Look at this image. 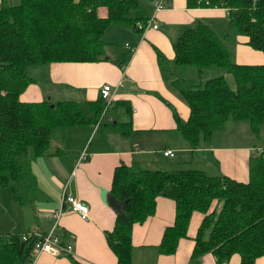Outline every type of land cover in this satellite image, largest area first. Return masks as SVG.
I'll use <instances>...</instances> for the list:
<instances>
[{
    "label": "trees",
    "instance_id": "16d2710c",
    "mask_svg": "<svg viewBox=\"0 0 264 264\" xmlns=\"http://www.w3.org/2000/svg\"><path fill=\"white\" fill-rule=\"evenodd\" d=\"M186 4L226 8L228 22L247 37L249 46L262 52L263 61L236 63L208 23L198 18L186 25L171 43L173 64H191L198 72L202 67L218 66L231 74L233 85H228L223 73L189 83L174 77L172 84L188 107L185 119L171 107L176 129L192 147L211 138L228 120L247 121L258 133L264 121V0H186ZM100 5L105 7L104 16L96 13ZM142 8L139 0L0 3V185H9L18 202L31 200L35 176L29 163L46 152L51 130L94 123L105 108L102 98L20 100L19 93L33 81L27 67L50 61L106 59L102 39L106 26L116 22L136 28V21L144 22L149 16ZM109 191L119 203L112 228L105 231L116 264H130V227L152 213L157 194L174 200L173 223L163 229L158 244L162 253L174 251L193 210L202 217L192 256L210 251L220 263L236 252L238 264H254L264 252V150L251 156L247 181L197 168L132 170L119 164ZM213 199H221L216 213L208 210ZM23 234L27 235L22 238ZM35 238L33 231L0 235V264H24Z\"/></svg>",
    "mask_w": 264,
    "mask_h": 264
},
{
    "label": "crops",
    "instance_id": "0c3cea01",
    "mask_svg": "<svg viewBox=\"0 0 264 264\" xmlns=\"http://www.w3.org/2000/svg\"><path fill=\"white\" fill-rule=\"evenodd\" d=\"M154 1L140 3L144 14H150ZM161 1L162 7L155 12L153 19L156 27L140 31L128 24L109 23L102 32L106 59L44 63L41 65L44 71L42 80L32 76L33 81L19 93L20 100H41L47 97L81 102L102 98L100 87L109 84L113 95L109 103L123 108L127 116V119H122L126 128L113 137V140H120L119 144L113 143L107 135L94 138L93 129L101 123L105 109L101 118L94 123H73L60 127L64 128L61 135L66 145L70 143L69 147L61 149L56 144L53 134L59 127L51 130L50 148L42 155L33 157L29 163L35 176V189L28 203H31L36 222L41 221V227L36 223L15 230L18 222L5 224L8 221L4 218L12 212L20 216L25 215V210L22 209L24 204L13 198L10 186L0 185L1 188H8L0 191L5 207L0 216L1 235L8 232L51 231L61 244L71 245L68 252L61 250L57 253L43 250L35 253L32 247L24 264H74V261L82 264H116V256L105 238V231L112 228L115 210L119 206L115 198L109 199L112 173L116 165L124 164L132 170L189 169L195 167L185 165L194 163V157L197 156L202 157L204 165L197 169L206 174H225L236 180L247 181L250 158L256 153L253 147L263 145L256 144L252 139L232 140L229 132H223L221 140H211L212 135L192 147L176 129L171 113L173 107L178 116L185 119L188 111L186 102L172 84V79L177 76L172 72L177 68L172 62V41L195 19H202L210 27L212 23L216 25L219 19L224 18L227 9L188 6L186 0ZM96 13L104 16L105 7L98 6ZM107 28L109 38L104 36ZM235 38L237 61H263L262 52L249 46L246 36L237 34ZM114 40L122 41V44H114ZM169 73L173 77H169ZM115 115L121 117V110H116ZM206 141L208 144H204ZM166 148H170L173 155L162 154L161 151ZM207 169L210 172L207 173ZM63 192L84 202L89 209V217L82 219L76 212L63 209L51 228V213L60 206ZM201 217L200 212L193 210L186 233L177 239L174 251L162 253L158 244L163 229L173 223L174 200L163 194L155 195L152 213L140 222H133L130 227V264H238L239 255L236 252L220 263H216L210 251L191 255L194 234ZM254 264H264V252L255 259Z\"/></svg>",
    "mask_w": 264,
    "mask_h": 264
},
{
    "label": "rangeland",
    "instance_id": "374dc122",
    "mask_svg": "<svg viewBox=\"0 0 264 264\" xmlns=\"http://www.w3.org/2000/svg\"><path fill=\"white\" fill-rule=\"evenodd\" d=\"M148 1L149 0H139L140 3L148 2ZM18 2H19V0H0V3H2V4H16ZM225 16H224V18L219 19L217 21L216 25H215V23H212L211 28L215 31L216 35L223 41L224 45L226 46V48L229 52L230 60H233L236 63H249L246 61H243V62L237 61L239 59L236 57L237 50H235L236 49L235 48V42H236L235 37L238 33L236 32L235 28L228 22L227 13H225ZM113 23H116V22H113ZM112 25H117V24H112ZM108 29L109 28H107L104 32V36L106 38L110 37V34L107 32ZM111 40H113V39H111ZM112 42H114V44L116 42L118 44L119 43L122 44V41L114 40ZM246 60L248 61V59H246ZM41 65H44V63L33 65V66H28L27 67L28 74L35 77L36 79L40 78L42 80V75H43L44 71L42 68L43 66H41ZM174 65L177 66V68L175 70H173L172 72L174 74H176L177 75L176 77H178V79H181L182 82H184V83H189L190 81H197L198 78L203 80L205 77L223 73L225 75V78H226L228 85L229 86L233 85V80H232L231 74L227 73V72H223L224 70L218 66L202 67L201 71L198 72V71H196L197 68L191 64H178V65L174 64ZM167 66L170 67L171 65H167ZM171 76L172 75L169 73V77H171ZM173 88L176 89L177 94L179 95L177 87L175 85H173ZM18 97H19V95H18ZM104 109H105V111L103 112L101 123L98 124V126L93 129L94 138L97 136H100V135H107L108 137H111L113 140L115 133L123 131L126 128L125 123L122 122V119H125V117L127 119L126 112H125V110H123V108H117L115 105L110 104V103H107V104L105 103ZM116 110H121V114H122L121 117H117L115 115ZM111 117H113V118L111 119ZM114 119H116L115 122H113ZM239 121L240 120H228V121H226V123L224 124L223 130H217V131L212 133L213 137L211 140H213V141L221 140L223 138L221 133L229 132L231 134L230 139H232V140L246 141V140L252 139L255 141L256 144L264 146V121L262 123H260V129H259L258 133H255L250 129L247 121H244V120H241L240 122ZM62 129H64V128L59 127L58 129L55 130V132L53 134V136H54L53 138H55L56 144H58V146H61V149L63 147H69L70 146L69 142L67 143L68 146L65 144V139L63 138V135H61ZM119 142H120V140L119 141H117L116 139L113 140V143H115V144H119ZM204 144H208V141L204 142ZM48 148H50V144H48L47 149ZM54 148L55 147H53V149ZM253 148H255L256 153L259 151L260 153L263 154V150H264L263 147L254 146ZM65 154L69 158V155L67 153H65ZM67 157H65V159H68ZM193 161H194V163H190V164L185 165V166L186 167H195V168H203L204 167V165L202 164V161H203L202 157L197 158V156H196V157H194ZM195 162H198V164H196ZM209 167L212 168L213 166L210 164ZM207 170H208L207 173L210 172V169H207ZM2 189H8V188L7 187L1 188V186H0V191H2ZM50 191H53V190H50ZM2 197H3V195L0 194V216L2 215L1 210L5 209L4 200L2 199ZM23 204L24 205L22 206V209L25 210V215L19 216V214H14V212H12L9 216L4 218L8 221L5 224L8 225V224L18 222V227H14L15 230H22L24 228V226L36 225V223H38L39 227H41V225H42L41 221L36 222V218L34 216V213L31 210V203L23 202ZM15 205L17 207L19 206L17 203ZM220 206H221V199H213L210 203L208 210H214V212L216 213L218 211V209L220 208ZM207 230H208L207 228L204 230V236L206 235Z\"/></svg>",
    "mask_w": 264,
    "mask_h": 264
},
{
    "label": "built area",
    "instance_id": "2783aa9c",
    "mask_svg": "<svg viewBox=\"0 0 264 264\" xmlns=\"http://www.w3.org/2000/svg\"><path fill=\"white\" fill-rule=\"evenodd\" d=\"M162 7V1L156 0L152 3V10L148 16V18L144 21H136L134 24L140 31H144L148 27H156V22L153 21L155 12ZM211 7H217L215 5ZM100 96L105 99V103H109L112 99V91L110 89L109 84H103L100 87ZM162 154L164 155H173V151L170 148L163 149ZM63 209H68L70 211L76 212L80 218L87 219L89 217V209L87 205L79 200L76 196L63 192L60 197V206L57 210L51 213L53 218V224L51 228L54 226V222L59 217ZM33 234L36 236L35 241L32 245L35 253L40 251H48L51 253H57L58 251L68 252L70 250V244H61L59 238L51 231L46 233H40L37 231H33ZM27 234H23L22 238H24Z\"/></svg>",
    "mask_w": 264,
    "mask_h": 264
},
{
    "label": "water",
    "instance_id": "95a60500",
    "mask_svg": "<svg viewBox=\"0 0 264 264\" xmlns=\"http://www.w3.org/2000/svg\"><path fill=\"white\" fill-rule=\"evenodd\" d=\"M113 198H114V197L110 194V195H109V199H110V200H114ZM117 204L119 205L118 202H117Z\"/></svg>",
    "mask_w": 264,
    "mask_h": 264
}]
</instances>
